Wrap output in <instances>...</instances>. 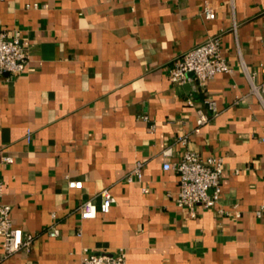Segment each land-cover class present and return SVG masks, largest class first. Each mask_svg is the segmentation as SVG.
Wrapping results in <instances>:
<instances>
[{
	"label": "crops",
	"instance_id": "crops-1",
	"mask_svg": "<svg viewBox=\"0 0 264 264\" xmlns=\"http://www.w3.org/2000/svg\"><path fill=\"white\" fill-rule=\"evenodd\" d=\"M14 30L28 64L0 79V201L33 238L1 258L0 237V264H79L119 248L126 264H264V92L247 78L264 80V0H0V31ZM213 36L231 71L196 91L170 82L172 61ZM166 147L173 162L186 150L223 159L213 207L191 218L176 206ZM137 161L142 181L127 182ZM103 188L109 211L81 219L79 205L99 204ZM234 205L240 217L217 213Z\"/></svg>",
	"mask_w": 264,
	"mask_h": 264
},
{
	"label": "built area",
	"instance_id": "built-area-1",
	"mask_svg": "<svg viewBox=\"0 0 264 264\" xmlns=\"http://www.w3.org/2000/svg\"><path fill=\"white\" fill-rule=\"evenodd\" d=\"M26 7L37 8V3L26 4ZM45 6V5H44ZM203 15L206 19L214 18V9L205 5ZM264 51V41L262 43ZM28 64L27 42L23 41L17 30L11 34L0 31V79L11 80L24 72ZM231 67L221 54L220 37L213 36L206 39L201 44L180 54L176 57L169 68L168 80L179 85H189L196 91L206 81L212 79L221 72H230ZM247 78L251 84V91L257 95L264 92V80L260 84L254 83V74L247 73ZM206 108L212 113H216V103L212 99H205ZM189 105L193 104L191 98L187 99ZM141 118L149 122L147 115ZM209 120L208 115L200 111L197 124L202 125ZM151 123V122H150ZM150 130L154 125L150 124ZM27 139L29 132H27ZM181 143H185V138H179ZM162 169L173 170L178 175V190L175 196L177 207H185L188 215L193 218L197 216V209H208L213 207L221 197V175L223 171V159L217 156L201 157L198 153L186 150L177 161H172V149L166 147L162 153ZM2 162L11 164L13 158L3 156ZM142 163L137 161L133 173L126 176V181H142ZM68 188H81L82 182L79 180L67 179ZM144 192L146 187H142ZM2 196V182L0 179V200ZM100 202L96 204L91 200L82 202L78 207L81 219L94 218L98 212L107 213L114 197L107 188L99 192ZM11 207L9 204L0 201V237L2 239L1 258L7 257L21 249L29 250L32 242L31 235H24L19 227L13 225L10 217ZM219 215L232 214L240 217L237 205L231 211L218 209ZM259 214V212H257ZM49 237H57L59 230L51 226L46 231ZM79 264H126V252L124 248H119L115 253L92 252L83 257Z\"/></svg>",
	"mask_w": 264,
	"mask_h": 264
},
{
	"label": "water",
	"instance_id": "water-1",
	"mask_svg": "<svg viewBox=\"0 0 264 264\" xmlns=\"http://www.w3.org/2000/svg\"><path fill=\"white\" fill-rule=\"evenodd\" d=\"M187 87H189L188 85H186Z\"/></svg>",
	"mask_w": 264,
	"mask_h": 264
}]
</instances>
